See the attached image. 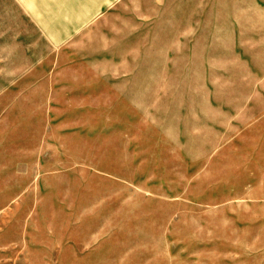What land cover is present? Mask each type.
I'll use <instances>...</instances> for the list:
<instances>
[{
    "label": "rangeland",
    "instance_id": "1",
    "mask_svg": "<svg viewBox=\"0 0 264 264\" xmlns=\"http://www.w3.org/2000/svg\"><path fill=\"white\" fill-rule=\"evenodd\" d=\"M46 9L0 0V264H264V0Z\"/></svg>",
    "mask_w": 264,
    "mask_h": 264
},
{
    "label": "crops",
    "instance_id": "2",
    "mask_svg": "<svg viewBox=\"0 0 264 264\" xmlns=\"http://www.w3.org/2000/svg\"><path fill=\"white\" fill-rule=\"evenodd\" d=\"M89 1L92 2L89 11L82 10L78 16H76V17L73 16V18H69L67 13H63L62 15H58L54 19H50V16L52 14L51 12H52L53 8H57L60 11L62 8L65 7L64 5L75 4V5H79L80 6L81 3H80V0H60V1H56V0L55 1L54 0L47 1V0H44V5L47 6V9H46L44 14H46L49 18H45L44 19V14H42L40 16V18H39L40 22L43 25H45V26H49L51 29H54V30L62 29L63 33H67L69 25H73V24L77 25V24H79L81 22L84 23L82 20L89 19V16L92 17L93 15L97 14L99 5H102L103 2L111 1V0H89ZM107 4H109V3H106V5ZM91 21H92V19H90L89 21H85L84 24L87 23L85 25V27L86 26L88 27V25H90Z\"/></svg>",
    "mask_w": 264,
    "mask_h": 264
}]
</instances>
